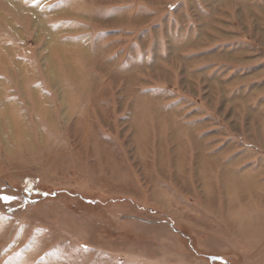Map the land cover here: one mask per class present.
Returning <instances> with one entry per match:
<instances>
[{"label":"rangeland","instance_id":"374dc122","mask_svg":"<svg viewBox=\"0 0 264 264\" xmlns=\"http://www.w3.org/2000/svg\"><path fill=\"white\" fill-rule=\"evenodd\" d=\"M0 264H264V0H0Z\"/></svg>","mask_w":264,"mask_h":264},{"label":"bare ground","instance_id":"6f19581e","mask_svg":"<svg viewBox=\"0 0 264 264\" xmlns=\"http://www.w3.org/2000/svg\"><path fill=\"white\" fill-rule=\"evenodd\" d=\"M53 43H52V45H50V46H48V50H50V52L47 54V57H46V59H47V61L50 63V67H49V69L50 70H53L55 67H54V62H53V60L51 59V58H53V56L55 55L54 53L55 52H60V51H62L64 48L62 47V48H60L61 46L59 45V43H58V41L56 40V38H53ZM51 41V42H52ZM86 51V50H85ZM52 52H53V54H52ZM50 58V59H49ZM64 58V57H63ZM62 58V59H63ZM66 60H62L64 63L65 62H67V63H69L70 61H69V59L70 58H68V56L66 55ZM69 65H70V63H69ZM71 66V65H70ZM68 67V66H67ZM21 71V70H20ZM73 72V71H72ZM20 73V72H19ZM52 75V74H51ZM54 78V77H53ZM51 83V82H50ZM35 91V90H34ZM35 93H36V91H35ZM38 100H40L41 102L43 101V100H41V99H38ZM35 102V101H34ZM151 103V102H150ZM36 105L37 104H35V107H36ZM157 105V104H156ZM11 106V107H10ZM150 106V105H149ZM154 106H155V104H151V107H152V109H154ZM5 107H10L9 108V110H8V114L10 115H15L16 116V114H18L17 112H18V109H16V112H15V110H14V108H15V105L14 104H12V105H10V102L9 103H7L6 105H5ZM38 107V106H37ZM156 107V106H155ZM43 110V109H42ZM46 110V109H45ZM155 110V109H154ZM48 111V110H47ZM158 113H156V115H155V117L156 118H154V119H156L155 121H156V123L158 124L157 125V127H159L160 126V123L162 124L164 121L165 122H168V123H170L169 125V127H170V129L171 130H173V131H171L170 133H172V135L173 136H176V139L178 140V138H179V140H181L182 139V137L183 136H188L189 134H190V132H191V129L190 128H188V127H186V129H185V132H183V135H180V136H178V135H176L175 134V132H174V127H178L179 125L180 126H182V124L180 123H177V125H175V124H172L173 123V120L172 119H169V115H166L165 113H162V112H159L158 110H156ZM141 113V111H139V114ZM135 115L134 114V116H133V121H134V123L137 125V127L138 128H142V126H143V117L141 116V115ZM159 115H160V117H159ZM162 126H163V124H162ZM25 127V126H24ZM139 133V132H138ZM27 134V133H26ZM175 138V137H174ZM178 140V141H179ZM181 143V142H180ZM183 143V142H182ZM181 143V144H182ZM176 145H180L179 144V142H177L176 143ZM181 151V150H180ZM180 151L179 150H177L176 151V153H177V156H176V162H178L179 160H180V156H181V154L182 153H180ZM113 152V151H112ZM115 153V152H114ZM196 160H197V158H198V160L197 161H199V162H202V163H200V164H202V165H207L209 162H207L208 161V157H200V155L198 154L197 155V153H196ZM182 159V158H181ZM200 159H201V161H200ZM210 161H211V159H209ZM207 166H209V165H207ZM204 169V168H203ZM204 171V170H203ZM224 173H225V171H224ZM223 173V174H224ZM228 173H230V171H226V176H227V174ZM240 175H242L243 176V178H238V180L240 181V182H243V184L245 185V186H247L246 184H248V186L247 187H249V189H251L250 188V186H251V184H250V182H251V180H249V178H251V175L249 174V173H245V174H240ZM224 177V176H223ZM246 179H248L249 181H248V183H246L247 182V180ZM253 188V187H252ZM253 190V189H252ZM251 190V191H252ZM255 191V190H254ZM253 192V191H252Z\"/></svg>","mask_w":264,"mask_h":264}]
</instances>
